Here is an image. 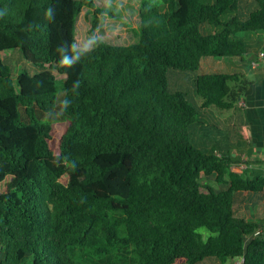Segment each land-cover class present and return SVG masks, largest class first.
<instances>
[{"label":"trees","instance_id":"1","mask_svg":"<svg viewBox=\"0 0 264 264\" xmlns=\"http://www.w3.org/2000/svg\"><path fill=\"white\" fill-rule=\"evenodd\" d=\"M83 7L90 35L114 16L0 0V54L28 65L0 57V264H264V220L238 210L263 191L264 159L242 131L224 150L189 141L210 107L241 109L264 0H141L134 42L77 48ZM209 59L224 66L199 73Z\"/></svg>","mask_w":264,"mask_h":264},{"label":"rangeland","instance_id":"2","mask_svg":"<svg viewBox=\"0 0 264 264\" xmlns=\"http://www.w3.org/2000/svg\"><path fill=\"white\" fill-rule=\"evenodd\" d=\"M94 1L96 5L104 7L106 11H111L112 13H114V16H112L110 13L99 15L98 28L95 30L93 35H90L89 30L93 25L95 12L92 8L83 7L77 15L75 24V43L77 48H91L99 40L120 44H129L136 40L133 29L138 26V7L141 0ZM0 57L9 63L8 65L10 66L12 71H22L25 69L24 65L28 66L26 63L24 64V62H22L24 61L23 56L18 51L1 53ZM218 64L220 66H224L223 62H219V60L213 61L209 59L207 63L203 64L204 68H201L199 73L210 72L208 70L218 67ZM243 66V70H246L247 75L252 78L254 76V72H252L247 62H245ZM56 75L57 79H60L62 77V75L58 73H56ZM186 75L190 76H187L186 80L184 79L185 86L191 88L190 81L193 77V74L192 72H189ZM57 89L58 97H60V83L57 85ZM238 112L239 111H237V113ZM231 114V110H219L215 107H210L205 118H202L203 123L196 124L195 128L190 132V143L200 151L206 152L211 151L212 148L216 150H224V148L227 147V144H232L236 140H240L241 137L237 133V131H241V129L238 127L239 120L236 119V121L233 120L231 122V119H227V116ZM241 142L246 144L244 140H241ZM243 159L247 160L245 156L243 157ZM242 166L244 165H241L240 167ZM202 182L211 184L212 186H216V184L214 183V178L209 179L208 177H203ZM199 264L220 263L206 260ZM224 264H240V260L231 259L227 260Z\"/></svg>","mask_w":264,"mask_h":264},{"label":"crops","instance_id":"3","mask_svg":"<svg viewBox=\"0 0 264 264\" xmlns=\"http://www.w3.org/2000/svg\"><path fill=\"white\" fill-rule=\"evenodd\" d=\"M254 58L257 60V67L253 70L254 83L248 86L243 99L239 100L237 104L241 107L239 112L235 113L230 109L232 114L227 116V119H231V122L239 120L246 146L252 148L251 158L264 159V45ZM244 156L249 159L246 155ZM240 199L238 210L241 214L248 219L264 220V188L257 194H243Z\"/></svg>","mask_w":264,"mask_h":264},{"label":"built area","instance_id":"4","mask_svg":"<svg viewBox=\"0 0 264 264\" xmlns=\"http://www.w3.org/2000/svg\"><path fill=\"white\" fill-rule=\"evenodd\" d=\"M254 65H256V64H254ZM240 166H237V167H233L232 169L233 170H236V171H239V170H241L242 168H243V166L242 167H240ZM240 263H241V260H240Z\"/></svg>","mask_w":264,"mask_h":264}]
</instances>
